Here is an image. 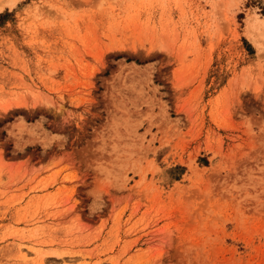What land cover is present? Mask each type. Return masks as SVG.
Masks as SVG:
<instances>
[{"label":"rangeland","instance_id":"obj_1","mask_svg":"<svg viewBox=\"0 0 264 264\" xmlns=\"http://www.w3.org/2000/svg\"><path fill=\"white\" fill-rule=\"evenodd\" d=\"M0 264H264V0H2Z\"/></svg>","mask_w":264,"mask_h":264},{"label":"bare ground","instance_id":"obj_2","mask_svg":"<svg viewBox=\"0 0 264 264\" xmlns=\"http://www.w3.org/2000/svg\"><path fill=\"white\" fill-rule=\"evenodd\" d=\"M2 7V0H0V8Z\"/></svg>","mask_w":264,"mask_h":264}]
</instances>
